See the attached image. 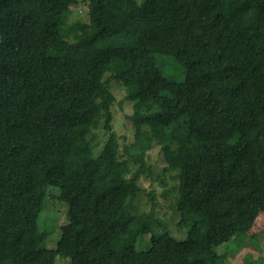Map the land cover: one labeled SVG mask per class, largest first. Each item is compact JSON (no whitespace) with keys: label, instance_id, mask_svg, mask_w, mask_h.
<instances>
[{"label":"trees","instance_id":"obj_1","mask_svg":"<svg viewBox=\"0 0 264 264\" xmlns=\"http://www.w3.org/2000/svg\"><path fill=\"white\" fill-rule=\"evenodd\" d=\"M83 2L88 23L68 21L78 0H0V264H219L264 211V0ZM154 144L177 156L164 220L138 216L133 163ZM47 196L67 205L66 251L40 246Z\"/></svg>","mask_w":264,"mask_h":264},{"label":"rangeland","instance_id":"obj_2","mask_svg":"<svg viewBox=\"0 0 264 264\" xmlns=\"http://www.w3.org/2000/svg\"><path fill=\"white\" fill-rule=\"evenodd\" d=\"M120 12H123V0H117ZM69 22L80 21L89 22L87 16V6L83 0H78V3L70 8ZM160 61V60H159ZM172 67L166 68L164 73L166 76L177 81H182L184 75L181 67H176L173 60L169 61ZM111 90L115 95V102L112 107L113 130L118 136L121 144L132 146L134 142L133 131L126 123L125 115L131 112L132 102L126 100L122 88L117 83L111 84ZM93 129L89 135L91 144L98 152L100 150V141L105 137L106 133L100 123ZM177 156L172 149L162 151L159 145H152L141 155V161L137 164L133 163L134 168L139 170L141 176L139 181L143 192L139 196V214L141 218H145L148 214L152 217L156 216L161 219H167L172 214L171 203L177 189V180L175 171L170 170L171 166L176 163ZM151 170L148 174L143 170ZM48 194H54L56 189L48 187ZM54 192V193H53ZM155 205L152 207V205ZM67 205L64 201L56 196H47L44 206L38 218V227L40 230L48 232L46 239L41 243V247L66 251L72 240V233L69 229L67 215ZM157 229L155 226H152ZM183 227V226H182ZM175 227L169 229L173 231ZM185 230V227H183ZM183 229H180V234L183 236ZM150 233L143 235V238H148ZM122 243L119 248L121 249ZM136 247L140 248L139 243ZM225 254L220 258L219 264H264V211H260L250 226L245 232L235 233L232 238L224 244L223 247H218L217 252ZM54 264H69L67 257L57 255Z\"/></svg>","mask_w":264,"mask_h":264}]
</instances>
